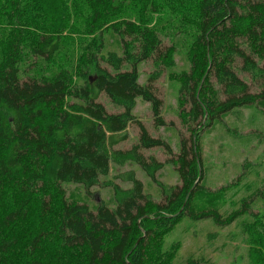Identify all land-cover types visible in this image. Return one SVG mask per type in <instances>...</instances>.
<instances>
[{
	"label": "trees",
	"instance_id": "trees-1",
	"mask_svg": "<svg viewBox=\"0 0 264 264\" xmlns=\"http://www.w3.org/2000/svg\"><path fill=\"white\" fill-rule=\"evenodd\" d=\"M39 1L0 0V27L6 30L0 29L5 36L0 39V264H53L41 255L49 235L60 248L79 253V264H150L151 253L160 254L157 261L166 264L156 240L183 216L210 218L217 225L245 213L259 219L263 194L257 212L244 200L225 217L215 207L194 210L191 202L202 189L201 130L225 115L240 118L243 107L264 102V0H175L183 26L193 29L189 67L180 73L178 88L189 132L179 133L176 152L133 113L141 98L150 104L155 126L166 124L155 83L174 59L172 46L148 25L147 15L160 9L158 1L84 0L86 13L77 8L70 22L66 12L67 19L58 25ZM78 20L90 36L78 80L63 68L31 74L29 59L50 62L63 45L64 31L77 30ZM108 30L117 35L120 53L103 52ZM142 61L152 67L144 83L138 72ZM237 63L245 77L234 68ZM101 95L121 110L108 111ZM129 125L138 128L136 141L129 148L116 147L127 139ZM151 148H161L166 159L145 153ZM112 162L138 165L159 186L160 200L144 190L132 169L115 175L129 187L105 180ZM166 163L178 175L175 184L156 178ZM67 183L82 185L88 195L93 186H109L114 205L100 200L93 209L68 200L62 187ZM53 202L58 205L55 217ZM34 204L40 213L35 226L30 219ZM182 264L216 263L189 257Z\"/></svg>",
	"mask_w": 264,
	"mask_h": 264
},
{
	"label": "rangeland",
	"instance_id": "rangeland-1",
	"mask_svg": "<svg viewBox=\"0 0 264 264\" xmlns=\"http://www.w3.org/2000/svg\"><path fill=\"white\" fill-rule=\"evenodd\" d=\"M155 1H158L160 9L147 15L148 25L160 33L166 45L172 46L174 59V64L166 69L155 83L156 92L163 100L162 116L166 124L155 126L150 104L141 98L136 99L133 113L154 136L163 138L176 152L179 148V133L189 132L184 122L185 118L181 114L178 88L180 73L188 70L189 67V54L193 47V29L183 26V16L179 13V5H176L175 0ZM37 5L44 14L53 15L57 25L67 19L66 12L70 15V22H74V10L77 8H82L83 13H86L84 0H62L61 2L60 0H42ZM36 10L35 6L31 9L34 12ZM190 11L193 14V11ZM24 13L27 14V11L24 10ZM24 17L29 18L28 15ZM25 22L27 23L28 19ZM75 24L77 30L74 29L70 33L64 31L63 45L50 62L33 60L32 57L29 59L32 67L31 74L49 75L63 68L72 73L74 81L78 80L79 61L85 40L88 41L90 36L83 33L85 28L82 27L81 20ZM0 29L3 34L6 32L2 26ZM103 35L105 40L103 52L114 50L120 53L121 45L117 35L110 30L105 31ZM25 37L29 40L31 31H28ZM1 38L5 36L0 34ZM1 43L0 40V59L2 58ZM251 54L254 56L253 53ZM28 63L26 60L24 65ZM24 68L28 69L27 66ZM234 68L245 77L246 74L240 69V64H235ZM151 69L150 61H142L138 65L140 83L145 82ZM100 100L108 111H119L120 108L110 103L104 95L100 96ZM240 115V118L233 114L225 115L222 118L223 121L214 122L200 132L202 189L192 199L191 208L194 210L215 207L225 217L229 212L239 209L244 200L251 201L252 207L256 208L252 211L254 213L261 206L260 194L264 195V102L243 107ZM126 134L127 139L116 147L129 148L138 137L137 126L129 125ZM145 153L153 154L160 161H164L167 157L161 148H151ZM131 169L143 182L144 190L156 202L159 201L161 196L159 186L133 162L124 164L112 162L105 180L116 181L123 188L129 187V182H122L119 178H115V175ZM156 178L165 184H175L179 180L173 165L169 163L164 164L156 173ZM62 187L66 191L65 196L68 200L87 203L93 209L100 200L110 207L114 205L113 190L109 186H93L91 195H88L80 184L67 183ZM9 201L14 202L12 198ZM33 206L30 208V212L33 213L30 219L35 226L39 223L40 213L37 205ZM57 213V202H53L52 217H55ZM258 214L259 219L255 214L245 213L227 225H217L210 218L192 219L183 216L171 230L158 237L156 242H159L164 260H168L166 264H182L189 257L216 264H264V211L260 210ZM248 224L251 226L247 229ZM146 225L152 226L151 223ZM41 255L46 263L53 264H79L81 258V255L73 250L60 248L51 235L44 239ZM150 255L152 259L150 264H163L157 261L160 254L151 253Z\"/></svg>",
	"mask_w": 264,
	"mask_h": 264
}]
</instances>
